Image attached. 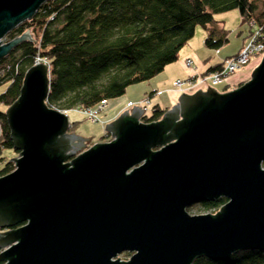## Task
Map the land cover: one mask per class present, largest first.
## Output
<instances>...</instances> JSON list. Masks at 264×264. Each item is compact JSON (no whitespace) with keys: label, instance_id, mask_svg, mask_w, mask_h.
Segmentation results:
<instances>
[{"label":"water","instance_id":"1","mask_svg":"<svg viewBox=\"0 0 264 264\" xmlns=\"http://www.w3.org/2000/svg\"><path fill=\"white\" fill-rule=\"evenodd\" d=\"M45 1L0 0V39ZM26 40L0 44V61ZM49 80L46 65L31 67L5 112L19 153L0 178V261L192 264L264 251V57L238 89L182 94L158 122L133 106L105 126L110 142L77 156L89 139L46 105ZM221 197L215 215L186 211Z\"/></svg>","mask_w":264,"mask_h":264},{"label":"trees","instance_id":"2","mask_svg":"<svg viewBox=\"0 0 264 264\" xmlns=\"http://www.w3.org/2000/svg\"><path fill=\"white\" fill-rule=\"evenodd\" d=\"M263 7V0H46L30 20L7 33L13 40L38 31L0 61V178L15 169L3 150L19 153L13 148L5 112L19 98L24 75L37 58L50 67L49 108L94 109L176 62L197 25L206 31V43L214 39L218 44L227 32L214 15L236 9L241 24L260 26ZM221 67L216 65L206 74ZM166 110L154 105L151 115H142L140 121L158 122ZM70 124L68 132L74 128ZM226 202L221 197L200 204L209 210ZM192 264H264V251H239L227 262L201 256Z\"/></svg>","mask_w":264,"mask_h":264},{"label":"rangeland","instance_id":"3","mask_svg":"<svg viewBox=\"0 0 264 264\" xmlns=\"http://www.w3.org/2000/svg\"><path fill=\"white\" fill-rule=\"evenodd\" d=\"M214 18L215 19H221L222 21H220V22H222V26H223V21H224V23H225L224 26L226 29L225 31H227V32L230 31V33L232 34V35H230V44L227 47V50L232 51L235 48V46L237 45V43L239 42L238 37H236L237 33L239 31H242V30L244 31L246 29V25L248 26V24L244 23V24H242V26H240V17H239L238 11L233 10V9L227 10L226 12H223V13L216 14V15H214ZM220 27H221V24H217V28H220ZM239 27H241V28H239ZM249 28H250L249 29L250 30L249 34H250V32L253 29V24H250ZM28 34L31 37H32V35L34 36V34L36 36V35H38V31L34 32V34L30 33V31H28ZM248 37H249V35H248ZM247 40H248V38H247ZM247 40L245 41V43L247 42ZM11 41L12 40H9V37L6 35L2 39H0V42H1L0 44L6 45ZM245 43H244V45H245ZM263 57H264V50H258V51L256 50L254 52V54L250 57V60L248 62H246L244 65H242L235 72H233V73H231V74H229L223 78V80H225L224 81L225 83L222 81L223 83H220V84L218 83L217 85H214V86L211 85L212 80L210 79L209 76H207L208 74L205 73L201 76H198V75H200V73H199L200 69L193 67V61H192V64L187 65V61H186L187 59H185L184 60V66L187 69L193 70V75L195 76V78L193 80L194 82L191 81L190 78H188V80H186L187 79L186 77L178 79L180 81H186L185 87H187V85L190 83L188 85V88H185V87H184L185 89L181 88V90H183L182 94L193 95L196 92H198L199 90L206 92V90H207L206 88H208V87L214 89L215 91H217L221 94L234 91V90L238 89L241 85L245 84L246 82H248L251 79V74L261 64ZM176 69L181 70L180 72L183 71L182 70L183 67L180 64V61L176 64ZM240 72H242L244 74L243 80L241 82H238V81L233 82L232 81V83H230L227 86L226 82H227L228 78L231 77L232 75L240 73ZM203 77L206 78L204 81L206 83H208L209 85L203 86V85L198 83V81H200V79H204ZM167 78H169V75L161 76L158 74L146 82L136 84V85L129 87L122 97L108 101V104L98 113V120L96 122H92L91 120H88L87 117L81 111H78V110L66 111V116L68 117V121L70 123H74V128L71 130V133H73L77 136H80L84 139H89L88 144H86V142H84L86 144V146L83 149H81L80 151H78L77 153H75L74 156H77L79 153L84 152V151L90 149L91 147H93L97 144L110 142L111 137L106 135V132L104 130L105 126L108 124V120L111 119L112 117H114V115L117 112L121 113L126 108L129 109V108L133 107V106H127L128 102L132 103L135 107H139L141 109L145 105L147 107V111L144 113V115L150 116L151 115V108L153 106H150L151 105L150 99H149L150 97L146 98V95H148V93L151 92V87H152V89H157L158 87L163 88V84L166 83L165 79H167ZM234 83H237V84H234ZM221 85H225V87L223 88ZM166 87H169L170 89L175 90V88H173V86L171 84L166 85ZM169 88L166 90V92H168ZM173 106H171L169 109H172ZM163 107H165V106H163ZM169 109H167L166 111H168ZM129 114H130V112H129ZM17 156L18 155L15 154L14 151L11 149H4L3 150V157L6 160H11V159L17 158ZM220 208L219 209L211 208V209L207 210V209H205V207L202 204L197 203V204H194V205L190 206L189 208H187L186 211L189 215H206V214L215 215L220 210ZM131 255H132V253H122L120 255H117L115 259H119V261L126 262L130 259Z\"/></svg>","mask_w":264,"mask_h":264},{"label":"crops","instance_id":"4","mask_svg":"<svg viewBox=\"0 0 264 264\" xmlns=\"http://www.w3.org/2000/svg\"><path fill=\"white\" fill-rule=\"evenodd\" d=\"M263 4H264V0H263ZM233 10H236V9H233ZM262 11H264V9H262ZM215 20L216 21H222L221 19H215ZM224 24L225 23L223 21V29L226 30ZM240 26H242L241 19H240ZM239 28H241V27H239ZM249 29H250L249 25L248 26L246 25V29L244 31L242 30V31H239L237 33L236 37H238L239 42L237 43V45L235 46V48L232 51H229V50H227V47L230 44V35H232L230 33V31H228V32L226 31L227 32L226 37L220 43L217 44V42L214 41V39H213L212 43L210 42L211 44H208V43H206V38H207L206 31L203 29V27L201 25H197L193 31L192 38L188 41V43L185 45V47L182 48L181 51L179 52L178 60L172 64L165 66L164 69L162 70V72L159 73V75H161V76L169 75V78L165 79L166 85H169V84L172 85V83L174 81L178 80L179 78H183V77H186L187 78L186 80H188V78L192 77L193 70L187 69L184 66V60L185 59H191L193 61V67L200 69L199 70L200 75H198V76H201V75L207 73L210 68H212L216 65L222 64L226 59L231 58L232 56L236 55L241 50L245 41L248 38L249 31H250ZM179 61L183 67L182 72H180L181 70L176 69V64ZM243 75L244 74L242 72L232 75L231 77L228 78L226 85L228 86L230 83H232V81L233 82H236V81L241 82L243 80ZM165 84H163V88L158 87L157 89H152V87H151V92H149L150 94L148 93V95H150V98H149L150 103H151L150 106L158 105L160 109H169L171 106H173L174 104L177 103L178 99L182 95L183 90H180V89L174 87L173 85L172 86H173V88H175V90H172L169 87H166ZM234 84H237V83H234ZM188 85H187V87H188ZM221 86L223 88L225 87V85H221ZM184 87H182V88H184ZM187 87H185V88H187ZM168 88H169V90H168V92H166V90ZM206 89H208V88H206ZM129 103L130 102H128L127 104H129ZM163 106H165V107H163ZM131 109H133V107H131L129 109L126 108L124 111H128ZM123 112H121V113L119 112L120 114L117 112L114 115V117H112L111 119L108 120V124H110L114 120H116V118H118ZM107 135L110 136L109 134H107Z\"/></svg>","mask_w":264,"mask_h":264},{"label":"built area","instance_id":"5","mask_svg":"<svg viewBox=\"0 0 264 264\" xmlns=\"http://www.w3.org/2000/svg\"><path fill=\"white\" fill-rule=\"evenodd\" d=\"M256 50L257 51L258 50H264V22L261 23L260 26L253 24V29L249 34L248 40L245 43V45L241 48V50L236 55L232 56L231 58L226 59L222 63V67L220 69H218L214 72L208 73L207 76H209L210 79L212 80L211 85L214 86V85H217L218 83L219 84L223 83L225 81V80H223V78L226 77L227 75L235 72L242 65H244L246 62H248L250 60V57L254 54V52ZM186 61H187V65L192 64L191 59H187ZM38 64H44L48 67V70H50L48 63L46 61L41 60L40 58H37L35 60L33 66H36ZM194 78H195V76L193 75L190 78V80L193 81ZM203 78L204 79H200V81H198V83L203 85V86L209 85L208 83H206L204 81L206 78L205 77H203ZM185 82L186 81L176 80L172 83V85L181 90V88L185 86ZM106 105H107V103L103 102L98 107H96L94 109H86V110L81 111V112L87 117L88 120H91L92 122H96L98 120V113ZM127 106H133V104L129 103V104H127ZM142 110H143V115H144V113L147 111V107L144 105L142 107Z\"/></svg>","mask_w":264,"mask_h":264},{"label":"flooded vegetation","instance_id":"6","mask_svg":"<svg viewBox=\"0 0 264 264\" xmlns=\"http://www.w3.org/2000/svg\"><path fill=\"white\" fill-rule=\"evenodd\" d=\"M70 133H71V131H70ZM5 231H7V230H0V232H5Z\"/></svg>","mask_w":264,"mask_h":264}]
</instances>
